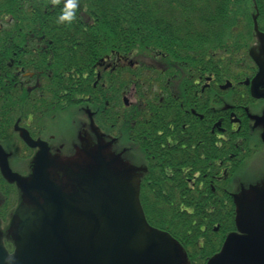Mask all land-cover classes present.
Segmentation results:
<instances>
[{
  "label": "flooded vegetation",
  "instance_id": "1",
  "mask_svg": "<svg viewBox=\"0 0 264 264\" xmlns=\"http://www.w3.org/2000/svg\"><path fill=\"white\" fill-rule=\"evenodd\" d=\"M48 1L55 0L40 1L45 14L62 11H56L55 7L60 5L54 4H50L52 10L47 11L46 5L50 3ZM124 2L122 0L118 5L121 11H89L92 16L83 14V21L77 16L71 22H64L63 19L43 21L52 23L55 31L61 25H70L67 31L73 27L77 34L75 39L63 38L55 41L47 35L36 38L33 35L26 39L25 59L33 64L30 67H21L17 72L18 77H10V80L15 87H21L30 93L35 91V98L30 100L42 103L41 111L37 107L35 120L25 127L29 129L33 139L44 141L45 145L42 144L44 148L38 145L35 148L28 147L27 152H24L25 156L16 158L17 167L22 165L23 168L19 170L30 177L34 171L36 153L45 149L49 160L46 168L49 174L55 175L59 168H55L52 158L71 154L60 141L61 137L75 138L80 143L81 137L89 136L87 121L91 120V125L95 124L101 132L117 137L118 140L129 141L121 132L131 124L133 127L130 128L131 134L128 137L134 153L130 156L125 150V159L139 168L146 162L150 163L149 177L164 179V182H155L159 187L167 184L171 189L184 192L188 188L185 180H191L193 186L190 188L202 194L205 204L214 209L232 208L231 195L238 193L230 188L235 170L241 163L242 166L247 160L252 161L248 179L250 193L246 221L259 225L264 216L258 194L259 190L264 191V159L261 164H256L253 157L264 146V109L257 113L252 106L264 104V99L252 95V80L258 72L257 67L250 65L249 73L245 77L250 79L249 84L244 86L240 81L231 88L246 90L247 105L234 104L238 108H226L224 114L221 113V83L212 76V79L206 78L203 72L187 78L172 76L165 93L155 95L157 92H153L155 96L152 99L146 98V92L141 90V77L134 76L130 91L128 85L121 84L124 75L108 76L110 67L114 69L123 65L125 60L120 53L124 47L125 29L130 27L125 16L131 15L123 9ZM133 24H137V21L134 20ZM77 49L108 50L110 53L104 54L93 63L86 61L84 67L77 68V59L73 55V51ZM30 50H35V54ZM63 51H70L69 58L62 56ZM101 66L104 67V72L100 69ZM88 67L91 71L87 70ZM82 79L87 84H83ZM260 89L264 91V85ZM125 98L128 99V111L125 110ZM22 103L24 105L20 109V116L23 117L29 111V99ZM6 109L13 113L17 108L12 106ZM22 117L19 118L20 122ZM64 120L58 137L54 129L50 130L49 124L60 125ZM2 145L8 150L4 143ZM139 150L142 153V162L135 156ZM222 153L225 155L222 156ZM202 179L208 180L209 187L201 186ZM15 190L17 196L14 200L19 198V193L16 188ZM225 197H228L227 200H224ZM261 204L264 207V198ZM17 205L18 200L11 205L10 202L0 203L2 231L7 227L9 216L20 206ZM20 209L33 212L37 207L34 204L21 205ZM19 217L17 223L23 222L22 217Z\"/></svg>",
  "mask_w": 264,
  "mask_h": 264
},
{
  "label": "trees",
  "instance_id": "2",
  "mask_svg": "<svg viewBox=\"0 0 264 264\" xmlns=\"http://www.w3.org/2000/svg\"><path fill=\"white\" fill-rule=\"evenodd\" d=\"M0 1V14H3V18L12 16L3 19L4 26L0 22V140L9 143L11 139L8 136L19 132L17 126L23 123L29 125L35 119L37 107L39 111L42 109L41 102L38 104L36 100H30L32 97L35 98V91L30 93L26 89L15 87L10 80V77H18L17 72L21 67L33 64L25 59L26 39L33 35L35 38L47 35L55 41L63 38L75 39L77 34L74 28L67 31L70 25H61L60 29L55 31L52 23L43 21L59 20L64 17V22H71L74 16L83 21V14L92 16L89 11H121L118 5L122 0L48 1L47 3H50L46 5L47 11L51 9L50 4L60 5L55 7L56 11L62 10L57 14H45L40 4L41 0H15L8 3L7 0ZM15 2L18 4L17 8L24 3L27 4L24 12V7H21L6 14L14 7ZM254 5L258 6V20L260 28L264 31V0H137V2L125 0L123 9L131 15L125 16L130 22V27L125 29L124 47L120 53L125 60L122 62L123 65L114 69L110 67L108 76L124 75L121 84L128 85L132 84L133 77L138 75L137 72L145 68L149 75H152V80L145 90V97L152 99L155 95L165 93L172 76L187 78L195 72H208L222 80L240 75L244 71L240 61L250 59L249 48L254 42L251 13L255 10ZM175 12L179 13L177 17L170 18L169 16H176ZM134 20L137 24H133ZM30 51L34 54L36 52ZM69 53L70 51H63L62 56L69 58ZM106 53L110 51L77 49L73 51L77 59L76 67H84L86 61L93 63ZM130 56H141L139 64L142 66L136 64L135 60H130ZM37 67L38 64L35 65V68ZM100 69L102 72L105 71L103 66ZM87 70L91 71V68L88 67ZM85 79L91 82L87 77ZM85 79H82L83 84H87ZM153 91H157L154 96ZM27 99L29 111L23 116L22 122L16 124V118L24 105L22 101ZM12 106H16L17 109L10 113L6 108ZM156 108L159 110L158 106ZM224 112L222 109L221 113ZM132 127L133 125L129 124L126 129ZM121 133L128 134L125 129ZM163 191L168 192L170 189L164 187L159 190ZM147 212L151 222L159 220L161 214H167L164 210ZM189 212L192 214L183 213L184 220L177 226L185 229L195 239L198 231L194 225L201 221L202 217L209 219L214 214L203 210ZM169 213L171 222L182 215L173 210ZM215 213L216 218L218 215L221 217L219 212ZM160 223L163 222L157 224Z\"/></svg>",
  "mask_w": 264,
  "mask_h": 264
},
{
  "label": "water",
  "instance_id": "3",
  "mask_svg": "<svg viewBox=\"0 0 264 264\" xmlns=\"http://www.w3.org/2000/svg\"><path fill=\"white\" fill-rule=\"evenodd\" d=\"M255 29L264 49L256 22ZM0 159L5 177L27 196L35 201L33 190L47 194L46 204L22 231L15 257L8 259L0 245V264H178L167 235H148L138 201L119 175L100 170L108 183L86 201L73 202L46 178L43 156L31 180L12 173L1 148ZM240 229L242 234L231 233L207 264H264V216L259 225L244 222Z\"/></svg>",
  "mask_w": 264,
  "mask_h": 264
},
{
  "label": "rangeland",
  "instance_id": "4",
  "mask_svg": "<svg viewBox=\"0 0 264 264\" xmlns=\"http://www.w3.org/2000/svg\"><path fill=\"white\" fill-rule=\"evenodd\" d=\"M9 1H15V0H7V3ZM1 2V1H0ZM18 4H14V7H16ZM13 7V8H14ZM8 13V11L6 12V14ZM5 14V15H6ZM2 17H0V22H2L3 26L5 25V22L3 19H8L12 16L8 15L7 17L3 18V14H0ZM7 26V25H6ZM261 51H262V46H261V43H257L256 46H255V54L260 57L262 56L261 54ZM129 96V95H128ZM129 98L131 100L132 97L129 96ZM252 109L255 111V112H261V110L264 109V104H258V105H253L252 106ZM131 120V119H130ZM88 125H87V132L89 134V136L93 139V140H96L97 142L99 141V138L98 136L95 135V133L93 131H91V124L93 123L91 120H88ZM65 123V120L62 124H58V123H54V124H49V128L50 130L54 129V133L55 134H58V137H60V133L62 132V126L63 124ZM259 128H256V130H258ZM89 136L85 137V139H88ZM67 138V139H66ZM66 138L64 137H61L60 138V141H62L65 145V149L71 153V157L72 158H77L79 163H83V162H87L89 160L88 156L84 155L83 153V149L82 147L79 145V143L76 142V139L75 138H69L68 136H66ZM103 139V138H101ZM85 142H87V140H85ZM84 142V143H85ZM99 146L101 144H103V150H106V152H104V154L106 156H113V160H112V164L115 165V166H120V165H123L124 164V151L127 150V154L132 156L133 153H134V149H133V146H132V142L130 141H125L123 139H119L118 141L116 142H108V139L107 138H104V141L103 140H100L99 142ZM95 145V144H94ZM97 147V146H96ZM135 156H137L140 161L142 162L143 160V157H142V153L141 151L139 150L138 152L135 153ZM58 156H54V158H57ZM76 160H71L70 162L68 163H78V161ZM107 159V158H106ZM264 159V146L260 147L259 148V151L254 155L253 157V162H255L256 164H261V162L263 161ZM65 162L67 161L66 159H64ZM17 164H18V160H11V165L13 167L14 170H17V169H22L23 166L22 165H19L17 167ZM252 166V161L250 160H247L239 169L238 171L235 173V177H234V180L231 182L230 184V188L233 190V191H236V192H241L243 191V193H245L247 195V197H249V193H250V189L248 187V179H249V170ZM67 178L63 176H61V180H66ZM183 256L179 255L181 257V264H188L187 263V258L185 257L184 253H182Z\"/></svg>",
  "mask_w": 264,
  "mask_h": 264
},
{
  "label": "clouds",
  "instance_id": "5",
  "mask_svg": "<svg viewBox=\"0 0 264 264\" xmlns=\"http://www.w3.org/2000/svg\"><path fill=\"white\" fill-rule=\"evenodd\" d=\"M61 19H64V17H61Z\"/></svg>",
  "mask_w": 264,
  "mask_h": 264
}]
</instances>
